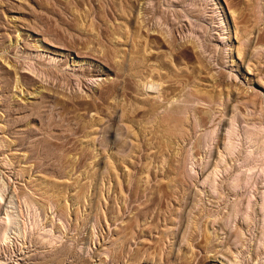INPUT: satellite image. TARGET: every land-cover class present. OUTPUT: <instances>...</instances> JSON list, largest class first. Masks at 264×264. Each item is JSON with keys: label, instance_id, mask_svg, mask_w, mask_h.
Listing matches in <instances>:
<instances>
[{"label": "rangeland", "instance_id": "1", "mask_svg": "<svg viewBox=\"0 0 264 264\" xmlns=\"http://www.w3.org/2000/svg\"><path fill=\"white\" fill-rule=\"evenodd\" d=\"M234 22L264 0H0V264H264V36Z\"/></svg>", "mask_w": 264, "mask_h": 264}, {"label": "bare ground", "instance_id": "2", "mask_svg": "<svg viewBox=\"0 0 264 264\" xmlns=\"http://www.w3.org/2000/svg\"><path fill=\"white\" fill-rule=\"evenodd\" d=\"M251 2H253V0H250ZM227 3V2H226ZM255 4H256V0H255ZM131 6V5H130ZM253 6H254V4H253ZM230 7V6H229ZM254 8V7H253ZM115 10V9H114ZM124 11V10H123ZM131 11V10H130ZM126 12V11H125ZM233 12V11H232ZM231 12V13H232ZM232 15V14H231ZM240 15V14H239ZM240 17V16H239ZM134 18V17H133ZM136 18V17H135ZM238 18V17H237ZM241 19V18H240ZM239 19V20H240ZM133 21V20H132ZM243 21V20H242ZM235 23V22H234ZM243 25V24H242ZM238 26H240V23L239 24H234V31H235V35H236V37L238 38V37H240V39L242 40V39H244L247 43H250L249 44V46H250V48L251 47H253L254 49H257L256 47H255V43L256 42H258V43H260V42H262L261 40H262V36H264V28H256L255 26H251V28H243V30H241L240 29V27H238ZM245 27H247V26H245ZM129 28V27H128ZM127 28V29H128ZM242 28V27H241ZM126 30V29H125ZM131 30V29H130ZM133 30V29H132ZM132 30H131V32H132ZM121 31V30H120ZM129 31V30H128ZM134 31V30H133ZM126 32V31H125ZM139 33V31H138V28H137V31H135V32H133V33H136V35ZM123 33H124V31H123ZM127 33V32H126ZM130 33V32H129ZM122 34V33H121ZM120 35V34H119ZM118 35V36H119ZM128 36V35H127ZM127 36H125V37H127ZM135 36V35H134ZM142 36V35H141ZM129 37V36H128ZM120 38H122L121 36H120ZM139 38H141V37H139ZM138 38V39H139ZM116 39V38H115ZM117 39H118V37H117ZM127 39V41H128V38H126ZM135 39V38H134ZM264 39V38H263ZM120 40V39H119ZM124 40V39H123ZM133 40V39H132ZM130 41V40H129ZM133 42H135L134 40H133ZM137 42V41H136ZM240 42V41H239ZM238 42V43H239ZM168 43H170V42H168ZM243 43V42H242ZM128 44V43H127ZM133 44V43H132ZM137 45V44H136ZM146 45V44H145ZM145 45H144V47H145ZM241 46H242V44H240ZM133 46H134V44H133ZM141 46H142V44H141ZM244 46V45H243ZM143 47V48H144ZM142 48V47H141ZM250 48H249V50H250ZM138 49V48H137ZM137 49H136V51H137ZM186 49H188V48H183V49H176L173 53H174V55L175 56H179V54H184V52H186L187 50ZM247 49V48H246ZM259 49V48H258ZM135 50V49H134ZM140 50V49H139ZM244 50V49H243ZM249 50H248V53L246 52V51H243L242 53L240 52V51H237V54L238 55H243V59H244V62L246 63L248 60H247V57H244V56H247V55H249ZM144 51H146V48H144ZM133 52V51H132ZM137 52H140V51H137ZM136 52V53H137ZM142 52V51H141ZM147 52V51H146ZM150 52H148L147 54H149ZM134 54H135V52H134ZM138 54V53H137ZM251 54V53H250ZM258 54V53H257ZM264 53H262V55H263ZM173 55V54H172ZM198 55V54H197ZM259 56V55H258ZM125 57V56H124ZM262 57V56H261ZM260 57V58H261ZM146 59V58H145ZM175 59V58H174ZM259 61V60H258ZM131 63V62H130ZM142 63V62H141ZM248 63V62H247ZM262 64V63H261ZM263 65H264V63H263ZM257 66H258V64H257ZM163 68V66L162 65H156V66H154V67H151V69H150V71H149V73L150 74H148V75H146L145 77L146 78H143L146 82L145 83H148L150 86V88H153L154 86H159V85H161V84H164V85H166L167 86V83L169 82V81H166L165 79L163 80V79H161V78H163V76H161V73H160V69H162ZM156 70V73H157V76H158V79H156V78H153V75L151 74L152 73V71L153 70ZM154 70V71H155ZM198 70V69H197ZM261 71V70H260ZM155 73V72H154ZM144 77V76H143ZM148 79H151V82H147V80ZM170 83V82H169ZM164 85H161V86H163L164 87ZM165 86V87H166ZM195 86V85H194ZM160 87V86H159ZM162 87V88H163ZM170 87V86H169ZM197 87V86H196ZM195 88V87H194ZM194 91V92H193ZM196 91H198L197 90V88L195 89V90H192L190 93H189V95L190 96H193V97H195V95H197L196 93ZM201 91V90H200ZM200 91H198V92H200ZM158 93H160L159 94V96H158V98L160 97L161 99H164V96H163V93H164V90L162 89L161 91H158ZM163 96V97H162ZM197 96H199V95H197ZM200 97V96H199ZM198 97V98H199ZM206 97H208V96H206ZM159 98V99H160ZM197 98V97H196ZM218 98V97H217ZM166 99V98H165ZM176 99V98H175ZM214 99H216L215 98V96L212 94V96H210V97H208V98H206V99H197L198 101L199 100H201V101H204V102H207L208 104H209V102L211 103H213V101H214ZM218 100V99H217ZM167 101H168V99H167ZM173 101H174V99H173ZM216 101V100H215ZM164 102H165V100H164ZM170 104H171V101H168ZM169 103H167V104H169ZM175 103H176V100H175ZM201 103V102H200ZM203 103V102H202ZM160 104V103H159ZM215 104V103H214ZM163 106V105H162ZM186 106V105H185ZM182 107V108H184V109H188V107L186 106V107ZM181 108V109H182ZM190 108V107H189ZM258 110V109H257ZM260 110V109H259ZM260 116H259V124L262 122V117H261V110H260ZM258 113V114H259ZM171 114V113H170ZM169 114V117L167 118V119H165L162 123L164 124L165 123V125H162V129H163V132H165V133H168V134H171V135H180V134H182L181 132H182V129H181V123H182V121L180 120V119H178V118H175L176 116L175 115H170ZM175 116V117H174ZM257 117H258V115H257ZM161 121V120H160ZM262 124V123H261ZM161 129V130H162ZM259 132V131H258ZM261 133V132H260ZM258 135V134H257ZM252 137V136H251ZM261 137H262V134H261ZM260 138V137H259ZM264 139V138H263ZM263 142V141H262ZM261 142V143H262ZM264 144V143H263ZM232 150L233 149H231V148H227V155H229L230 157H228L227 158V160H226V164L228 163V164H230L229 163V161L231 162V161H233V160H238L240 157H239V152H237V153H233L232 152ZM176 153V152H175ZM177 154V153H176ZM231 154H233V157L231 156ZM176 160V159H175ZM245 161V160H244ZM232 166V165H231ZM232 168L233 169H236V166L233 164V166H232ZM231 168V169H232ZM229 171H227V173H226V178L228 177L227 175H229ZM231 175V174H230ZM229 175V176H230ZM236 183H237V185H239V188L238 189H236L235 191H240V189H243L244 188V186H245V176H241L239 179H237V181H236ZM230 188V187H229ZM232 189H229V191H231Z\"/></svg>", "mask_w": 264, "mask_h": 264}]
</instances>
